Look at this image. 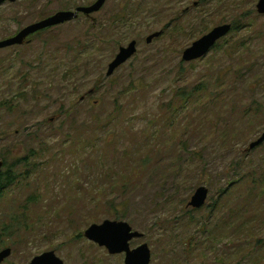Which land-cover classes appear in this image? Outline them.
<instances>
[{
  "label": "rangeland",
  "instance_id": "rangeland-1",
  "mask_svg": "<svg viewBox=\"0 0 264 264\" xmlns=\"http://www.w3.org/2000/svg\"><path fill=\"white\" fill-rule=\"evenodd\" d=\"M95 1L5 3L0 41ZM258 1L106 0L0 50V161L13 177L0 198V251L11 250L2 264L47 252L64 264H123L84 238L104 221L142 234L130 249L146 244L150 264H264V143L249 149L264 133ZM224 24L236 30L182 61ZM132 41L135 56L107 77ZM200 187L204 207L187 208Z\"/></svg>",
  "mask_w": 264,
  "mask_h": 264
},
{
  "label": "water",
  "instance_id": "water-1",
  "mask_svg": "<svg viewBox=\"0 0 264 264\" xmlns=\"http://www.w3.org/2000/svg\"><path fill=\"white\" fill-rule=\"evenodd\" d=\"M16 0H0V7L5 3H14ZM106 0H96L93 4L86 7H78L75 11L58 12L37 23L31 24L20 30L16 35L6 40L0 41V50L19 46L31 35L40 31L58 27L60 25L75 21L79 15L90 16L98 13L105 5ZM197 4L195 3L194 6ZM258 15L264 16V0H259L256 4ZM231 31L230 24H224L213 28L207 34L197 41L193 42L190 47L182 53V61L191 63L206 57L215 45L229 35ZM161 32H155L149 35L145 42L151 44L153 40L161 36ZM137 52V43L132 41L126 47H121L113 61L108 65L107 77H111L117 69L131 60ZM264 143V133L253 143L249 149L259 147ZM3 168V162L0 161V172ZM208 197V191L204 187L198 188L190 198L187 208L194 210L204 207ZM84 238L105 248L109 255L124 254L123 264H150V250L146 244H143L133 250L130 249V242L141 239L142 234L133 231L125 222L104 221L102 224H93L84 231ZM11 255L10 249L0 251V264H2ZM30 264H64L62 260L56 257L54 252H47L35 257Z\"/></svg>",
  "mask_w": 264,
  "mask_h": 264
},
{
  "label": "trees",
  "instance_id": "trees-1",
  "mask_svg": "<svg viewBox=\"0 0 264 264\" xmlns=\"http://www.w3.org/2000/svg\"><path fill=\"white\" fill-rule=\"evenodd\" d=\"M84 17L87 18V16H84ZM233 29H234V31L236 30V28H234V24L231 25V32L233 31ZM49 30L50 29H46V30L40 31L34 35L29 36L28 41L32 38H35V37L47 32V31H49ZM183 102H186V100H183ZM35 155H36V153L34 151H30L29 156H35ZM29 156H27L26 158H23V159H19L17 165H21L25 162H28ZM16 162H17V160H16ZM16 162L13 165V167L17 166ZM5 168H6V163L3 162V168L2 169L4 170ZM2 171L0 172V198L3 196L6 188H8V186L11 184L10 182L13 179L12 175L9 174V171H7L6 173H3Z\"/></svg>",
  "mask_w": 264,
  "mask_h": 264
},
{
  "label": "flooded vegetation",
  "instance_id": "flooded-vegetation-1",
  "mask_svg": "<svg viewBox=\"0 0 264 264\" xmlns=\"http://www.w3.org/2000/svg\"><path fill=\"white\" fill-rule=\"evenodd\" d=\"M25 41H28V38H27ZM25 41H24V42H25Z\"/></svg>",
  "mask_w": 264,
  "mask_h": 264
}]
</instances>
